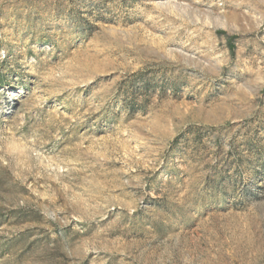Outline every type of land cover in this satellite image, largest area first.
Wrapping results in <instances>:
<instances>
[{"label": "rangeland", "instance_id": "rangeland-1", "mask_svg": "<svg viewBox=\"0 0 264 264\" xmlns=\"http://www.w3.org/2000/svg\"><path fill=\"white\" fill-rule=\"evenodd\" d=\"M0 264H264V0H0Z\"/></svg>", "mask_w": 264, "mask_h": 264}]
</instances>
